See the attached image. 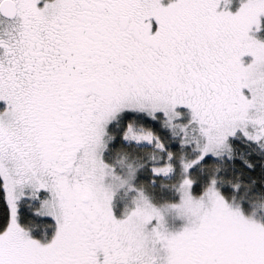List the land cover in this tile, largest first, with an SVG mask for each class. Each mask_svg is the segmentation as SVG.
Returning a JSON list of instances; mask_svg holds the SVG:
<instances>
[{"label": "rangeland", "instance_id": "rangeland-1", "mask_svg": "<svg viewBox=\"0 0 264 264\" xmlns=\"http://www.w3.org/2000/svg\"><path fill=\"white\" fill-rule=\"evenodd\" d=\"M16 1L17 21L10 25L0 17V32L5 35L11 31L17 37L24 23L35 22L44 41L53 45L60 41L63 48L77 53L58 55L56 49L48 50L46 63L42 64L45 85L41 88L22 77L24 69L17 72L18 68L5 66L0 58V180L10 213L8 226L0 233V264H40L51 258L66 236L70 219L80 216V210L73 212L75 205L84 199H88V213L83 218L88 248L83 257L94 252L113 264H264V227L246 217L237 204L225 201L214 182L201 196H194L187 177L190 167L199 161L226 154L233 138H242L264 152V0H137L135 3L141 8L136 20L138 35L153 42L161 30L196 7H201L202 12L198 23L206 28L245 20L246 26L232 41L219 46L212 39L208 46L210 52L220 51L218 59L230 75L229 89L216 108L205 112L197 95L182 101L166 89L165 93L151 95L152 89L147 87L137 96L132 90H124L120 96L115 92L101 100L108 91L91 88L83 94L87 99L84 103L94 101L104 106L91 118L79 111L82 140L71 168H66L70 160L69 164L59 160L64 157L61 143L45 140L48 129L58 127L52 124L54 118L62 120L64 110L56 111L55 105L61 96L69 97L57 95L52 83L62 77L71 82L74 74L83 86L93 83L95 74L96 78L103 76L113 81L118 76L116 72H121L129 60L130 41L138 43L126 24L131 13L116 19L125 21L126 26L122 29L115 24L120 39H116L103 59L110 61L111 67L102 68L98 62L104 48L101 41L106 39L103 18H115L124 10L125 2ZM70 19H76L77 27L83 29L76 36L59 32L63 22ZM153 22L158 23V29H154ZM7 38H0V47L8 46ZM146 54L151 63L159 62V52L153 46ZM146 54H139L138 58L144 62ZM100 84L95 79L91 86L99 89ZM125 112L162 115L182 138V144L190 145L188 140L193 139L197 158L184 161V177L175 202L159 206L151 203L134 187L137 169L132 164L118 161L112 165L104 161L112 139L108 129ZM58 128L59 132L55 130L51 136L56 141L60 137ZM126 128L121 136L125 145L157 148L158 142L148 134ZM10 141L27 149L28 157L19 159L6 154L2 144ZM164 159V166L151 169L153 175H171L170 157ZM156 161L159 163L161 158ZM132 193L135 195L130 197ZM22 209H32L36 217L52 222V234L47 241L35 239L21 226ZM66 257L70 259L69 254ZM81 257L76 253L73 258Z\"/></svg>", "mask_w": 264, "mask_h": 264}, {"label": "flooded vegetation", "instance_id": "flooded-vegetation-1", "mask_svg": "<svg viewBox=\"0 0 264 264\" xmlns=\"http://www.w3.org/2000/svg\"><path fill=\"white\" fill-rule=\"evenodd\" d=\"M2 1L0 0V3ZM12 1L15 2L17 8V14L14 20L9 21L0 16L5 22H9L10 25L17 21L19 15L17 1ZM124 2V10L115 16V18L110 16L103 18L106 39L103 38L104 40L101 41L104 48H101L102 52L99 55L98 62L100 63L99 67H111L110 61L103 59L108 56L110 47L116 39L117 41L120 39L117 36L118 31L116 32L115 26L119 25V28L123 29L128 23V30L135 35L138 43H135L133 40L130 41L131 45L129 49L131 52L128 54L129 60L124 64L121 72H116V75L122 78V82H118L120 80L118 76L111 81L103 76L96 78L95 74L91 79L93 83L83 86L84 83L81 84V82H78L77 76L74 74L73 81L71 82L70 80L64 81L65 78L62 77L52 83L54 89L57 90V95H69V97L66 100L61 96L60 102L54 107L56 111L64 110L63 115L61 114L63 118L62 116L60 117L62 120L57 121V118H54L52 122V124L60 127V137L57 138L59 141L51 139L55 130L59 132L58 127L53 128L52 126L48 129L45 140H48L50 144L55 142L61 143L60 146L63 149L64 157L59 160L67 161L68 164L70 160L71 163L66 168L72 167V160L75 158L82 140V132L78 130L79 111L83 110L86 117L91 118L104 106L95 104L94 101L84 103L87 99L83 94L91 90V88L97 92L99 90L103 91L104 89L108 91V94L103 95L101 100L107 99V97L112 96L115 92L120 96V92L124 90L127 92H129L128 90H132L131 92L137 96V94H141L144 91L143 89L147 87L152 89L151 95L153 93L160 95L159 93H165L164 89H166L167 93L178 95L182 101L183 99L189 100L191 95H197L199 100L203 102L201 106L203 107L202 110L205 108V112L216 108L219 105L220 98L224 97L229 89L230 75L220 63V59H218L220 51L210 52L208 46L212 39H214V42L219 43L217 44L219 46L224 45L228 41H232L246 26L247 22L245 20L229 25H216L215 29L206 28L198 23V15L202 12L201 7H196L192 12L180 17L177 22L170 23L164 30H161V33L153 42V40H145L138 35L136 20L140 18L141 8L139 4L135 3L137 0H122L120 3ZM112 11L114 10L112 9ZM127 13H131V16L128 15L130 19L126 17V24L125 21L116 22L118 17H122ZM77 19L80 22L83 21L82 18ZM75 20L70 19L69 22L64 21L59 32L63 33L64 31L65 33L66 31L76 36L77 32L80 33L83 29L77 27L78 23ZM153 24L154 29H158V23L153 22ZM19 30L21 33L17 37H14L11 31L5 35L3 32H0V38L9 37L6 40L10 42L7 47H0V58L4 59L5 66L18 68L16 70L17 72L24 69V75L21 72L22 77L34 87L41 88L45 85L42 64L46 63L45 60L48 50L51 51L52 48L56 49V54L58 55L64 52L72 54L71 56H73L77 53V50H75V53H72V51L63 48V46L59 45L60 41L56 40V45L44 41L41 30L35 22L24 23ZM15 31L13 30L12 32ZM128 37H126L127 41H129ZM151 46L159 52L158 63L154 61L151 63V57L148 59L149 54H146V52L151 49ZM70 47H73V44H70ZM139 54L142 57H145L146 54L147 59L143 62L142 58H138ZM65 67L69 69L68 66L64 65ZM148 68L150 69L149 72L147 70ZM125 76L126 80H123ZM95 79L96 82H101L100 85H97L99 89L91 86L95 83ZM63 100L65 101L62 103L61 101ZM2 146L6 154H10V156L14 155L19 159L28 157V150L20 145L18 146L14 141L6 142ZM87 204L88 199H84L75 205L77 209H73V212L77 213L80 210V216L76 219H70L71 223H68L65 229L66 236L58 244L51 258H45L40 264H113L112 260L98 257L94 252H90L87 257H83L88 248V242L84 234L85 219H83L88 213ZM76 253L82 257L73 258ZM66 254H69L70 259L66 257Z\"/></svg>", "mask_w": 264, "mask_h": 264}, {"label": "trees", "instance_id": "trees-1", "mask_svg": "<svg viewBox=\"0 0 264 264\" xmlns=\"http://www.w3.org/2000/svg\"><path fill=\"white\" fill-rule=\"evenodd\" d=\"M129 127L134 132H143L158 142L156 149L125 145L122 135ZM108 133L111 136L104 161L114 164L124 161L136 169L134 187L143 193L151 203L162 205L177 199L178 187L184 177V161L196 159L197 148L193 139L190 145L182 144V138L168 126L162 115H149L134 112L120 114ZM170 157L172 173L168 178L155 176L151 169L164 166L165 157ZM161 158L158 163L156 160ZM194 196H201L212 182L222 196L239 206L241 212L264 227V152L242 138L230 140L229 149L221 157H206L187 172ZM134 193L130 194L133 197ZM32 209H22L19 216L21 226L38 240L47 241L52 234L53 225L48 219L38 218ZM10 213L5 201L0 180V233L8 226ZM178 264H189L179 262Z\"/></svg>", "mask_w": 264, "mask_h": 264}, {"label": "water", "instance_id": "water-1", "mask_svg": "<svg viewBox=\"0 0 264 264\" xmlns=\"http://www.w3.org/2000/svg\"><path fill=\"white\" fill-rule=\"evenodd\" d=\"M17 14L16 4L12 0H3L0 3V16L6 20H14Z\"/></svg>", "mask_w": 264, "mask_h": 264}]
</instances>
